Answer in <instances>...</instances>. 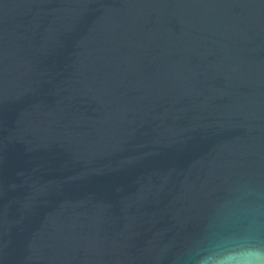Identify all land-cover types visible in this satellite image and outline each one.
Wrapping results in <instances>:
<instances>
[{
    "label": "water",
    "instance_id": "obj_1",
    "mask_svg": "<svg viewBox=\"0 0 264 264\" xmlns=\"http://www.w3.org/2000/svg\"><path fill=\"white\" fill-rule=\"evenodd\" d=\"M264 244V0H0V264H190Z\"/></svg>",
    "mask_w": 264,
    "mask_h": 264
},
{
    "label": "clouds",
    "instance_id": "obj_2",
    "mask_svg": "<svg viewBox=\"0 0 264 264\" xmlns=\"http://www.w3.org/2000/svg\"><path fill=\"white\" fill-rule=\"evenodd\" d=\"M190 264H264V244L247 240L209 242L189 256Z\"/></svg>",
    "mask_w": 264,
    "mask_h": 264
}]
</instances>
